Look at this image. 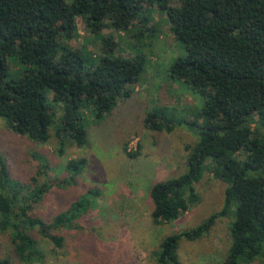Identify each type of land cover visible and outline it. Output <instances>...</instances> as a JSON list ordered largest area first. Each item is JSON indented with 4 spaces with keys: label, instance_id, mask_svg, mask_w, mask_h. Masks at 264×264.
Wrapping results in <instances>:
<instances>
[{
    "label": "trees",
    "instance_id": "16d2710c",
    "mask_svg": "<svg viewBox=\"0 0 264 264\" xmlns=\"http://www.w3.org/2000/svg\"><path fill=\"white\" fill-rule=\"evenodd\" d=\"M154 6L168 16L171 33L186 50L173 63L171 77L203 96L204 121L197 125V143L185 147L186 172L152 185L151 217L158 225L184 217L201 202L196 184L206 170L227 188L221 211L197 227L161 236L150 264H183L181 243L208 237L229 211L231 242L221 264H264V0H0V118L11 131L40 144L49 142L51 127L59 124L61 147H85V116L100 120L131 98L146 58L112 56L118 43L111 33L104 53L91 62L88 46L69 44L79 36L77 20L97 37L107 27L114 32L135 28L144 10ZM146 29L134 35V42ZM12 57L23 67L18 79L10 77ZM165 111L149 110L145 127L172 133L196 126L168 120ZM125 152L132 159L139 156L127 145ZM86 165L85 158L70 160L69 177L60 185H75ZM51 186L33 191L12 180L0 153V233L11 232L20 260L41 258L34 231L64 248L65 237L53 230L71 229L94 194L89 190L47 221L31 211ZM23 190L32 193L26 196ZM0 264L12 261L2 258ZM102 264L142 263L140 254L128 253Z\"/></svg>",
    "mask_w": 264,
    "mask_h": 264
},
{
    "label": "rangeland",
    "instance_id": "374dc122",
    "mask_svg": "<svg viewBox=\"0 0 264 264\" xmlns=\"http://www.w3.org/2000/svg\"><path fill=\"white\" fill-rule=\"evenodd\" d=\"M77 22L79 36L69 44L74 49L88 46L91 62H97V57L104 53L106 36L114 33L118 46L112 56L141 55L146 63L131 98L100 120L85 116L88 143L83 148L61 147L59 124L51 127L49 142L40 144L11 131L0 118V153L9 164L12 180L26 188L30 186L33 191L41 184L52 185L43 200L33 205L32 215L50 221L89 190L97 193L88 196V210L71 229L53 230L65 237L64 248H56L39 231H34L36 252L41 258L23 261L14 253L8 231L0 233V259L8 257L12 264H102L104 260L137 253L142 264H150L161 236L197 227L224 207L227 184L206 170L196 184L201 202L184 217L168 225H158L151 217L152 185L187 170L185 147L198 141L197 125L204 121V98L188 83L171 77L173 63L184 57L186 50L171 33L168 16L156 6L145 9L136 20V27L128 31L114 32L107 27L96 37L81 18ZM146 27L147 31L134 42V35ZM22 75V64L12 57L10 77L18 79ZM156 108L165 109L164 117L168 120L194 122L196 126L177 127L172 133L148 130L145 116ZM56 112L60 117V109ZM126 145L128 152H138L139 156L130 158ZM81 158L87 160V165L76 184L60 185L69 177L67 163ZM31 193L22 192L26 196ZM232 220L229 211L208 237L182 242L179 255L183 264H221L230 246Z\"/></svg>",
    "mask_w": 264,
    "mask_h": 264
},
{
    "label": "crops",
    "instance_id": "0c3cea01",
    "mask_svg": "<svg viewBox=\"0 0 264 264\" xmlns=\"http://www.w3.org/2000/svg\"><path fill=\"white\" fill-rule=\"evenodd\" d=\"M137 90V89H136Z\"/></svg>",
    "mask_w": 264,
    "mask_h": 264
}]
</instances>
